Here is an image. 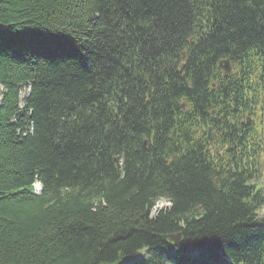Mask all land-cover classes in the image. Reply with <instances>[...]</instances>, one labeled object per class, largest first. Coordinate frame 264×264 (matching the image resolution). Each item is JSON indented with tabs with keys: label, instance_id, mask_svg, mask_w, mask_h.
I'll list each match as a JSON object with an SVG mask.
<instances>
[{
	"label": "trees",
	"instance_id": "1",
	"mask_svg": "<svg viewBox=\"0 0 264 264\" xmlns=\"http://www.w3.org/2000/svg\"><path fill=\"white\" fill-rule=\"evenodd\" d=\"M0 87V264H264V0H0Z\"/></svg>",
	"mask_w": 264,
	"mask_h": 264
},
{
	"label": "rangeland",
	"instance_id": "2",
	"mask_svg": "<svg viewBox=\"0 0 264 264\" xmlns=\"http://www.w3.org/2000/svg\"><path fill=\"white\" fill-rule=\"evenodd\" d=\"M2 92H3V90H2V88L0 87V98H1V94H2ZM27 93H28V87H27V86H22V87H21L20 98H21V99L25 98V97L27 96ZM21 106H23L22 103H21ZM39 190H40L39 186L36 185V186H35V191H36L37 193H39ZM167 207H169V204H168L167 202H165V201H159V202L155 205V207L152 209V211H151V216L153 217V216L157 213V211H159L160 209H163V208H167ZM260 215H261L262 217H264V210L260 212ZM132 262H133V261L129 260V261H126V262L123 263V264H132Z\"/></svg>",
	"mask_w": 264,
	"mask_h": 264
},
{
	"label": "water",
	"instance_id": "3",
	"mask_svg": "<svg viewBox=\"0 0 264 264\" xmlns=\"http://www.w3.org/2000/svg\"><path fill=\"white\" fill-rule=\"evenodd\" d=\"M218 68L223 72L224 76L230 74V72H231L230 63L227 60L220 61L218 64ZM211 133H212L211 128H208V130H207L208 141L211 140Z\"/></svg>",
	"mask_w": 264,
	"mask_h": 264
}]
</instances>
